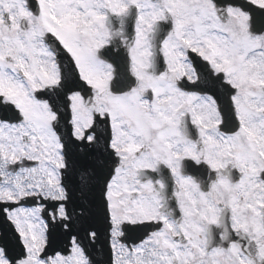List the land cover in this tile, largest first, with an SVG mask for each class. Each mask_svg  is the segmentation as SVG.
I'll list each match as a JSON object with an SVG mask.
<instances>
[{"label":"snow or ice","instance_id":"obj_1","mask_svg":"<svg viewBox=\"0 0 264 264\" xmlns=\"http://www.w3.org/2000/svg\"><path fill=\"white\" fill-rule=\"evenodd\" d=\"M100 217L106 264H264V0H0V264Z\"/></svg>","mask_w":264,"mask_h":264}]
</instances>
